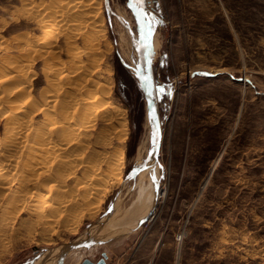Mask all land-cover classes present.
<instances>
[{
	"label": "rangeland",
	"instance_id": "374dc122",
	"mask_svg": "<svg viewBox=\"0 0 264 264\" xmlns=\"http://www.w3.org/2000/svg\"><path fill=\"white\" fill-rule=\"evenodd\" d=\"M57 1L62 0H0V52H6L4 57L0 53V68L3 60L11 61L15 56L13 64L18 62L17 66L25 70L27 66V86L34 101L37 99L34 103L40 101L42 105L39 102L32 109H24L35 108L37 132L46 130L49 124L43 120V109L58 120L60 103L64 106L73 100L72 106L81 94H86L90 86H84L81 78H87V82L91 79L92 84L96 81V85L110 78L106 98L118 103L123 112L121 174L114 182L101 183L102 189L96 195L90 194L91 199L83 200L81 190L72 184L74 176L71 180L63 171L64 180L41 175L40 181H46L44 189L38 181L34 190L27 187L31 193L25 189L23 192L22 187H16L24 174L21 163L26 152L18 153L6 145L0 153L9 159L0 154V161L11 162L4 165L9 170H0L5 171L0 173L1 180L8 179L6 186L0 180L4 185L0 186V264H81L83 258L97 261L102 252L107 254L104 264H264V0H145L143 4L135 0H94L97 3H92L88 18L74 22L67 18V25L61 27L54 23V16L61 14ZM92 10L97 13L95 17ZM90 18L103 26L99 37L92 32L96 24ZM45 25L54 27L57 34L37 51L29 42ZM81 35H93L92 41L88 38L87 42V37ZM17 38H23L21 44ZM46 48L52 50L51 54L44 51ZM118 59L128 71L116 68ZM56 69L57 75L53 72ZM66 74L74 82L66 84ZM48 83L56 85L51 84V88ZM64 90L68 94L62 93ZM43 92L47 99L57 97L59 106L57 101V108L51 107L50 101L44 104L40 95ZM139 114L141 121L136 126ZM2 119L0 138L6 129ZM103 127L100 121L95 129ZM56 137L54 134L50 140L57 141ZM22 139L14 143H23ZM90 149L101 148L90 145ZM139 153L145 168L141 166V174L130 176ZM218 155V162L211 167ZM6 173L8 176H4ZM68 187H75V191L71 189L75 193ZM63 189L66 195L69 191L71 194L66 197ZM17 195L25 197L27 204L12 202ZM73 216L79 218L75 221ZM128 225L133 227L129 229ZM93 231L103 233L99 237L107 239H88ZM65 247L68 252H64Z\"/></svg>",
	"mask_w": 264,
	"mask_h": 264
},
{
	"label": "bare ground",
	"instance_id": "6f19581e",
	"mask_svg": "<svg viewBox=\"0 0 264 264\" xmlns=\"http://www.w3.org/2000/svg\"><path fill=\"white\" fill-rule=\"evenodd\" d=\"M51 1V0H50ZM56 1V0H55ZM61 1V0H60ZM62 1H63V3H62ZM61 2H59V1H57V8L59 7L60 8V10H61V14H58V11H57V14L58 15H55L54 16V23H57V24H59L60 25V27H61V25H67V18H68V20L70 19H73V22L74 21H78V20H82V19H84V18H86L90 13H89V11H90V7H91V5H92V3L93 2H96V1H94V0H62ZM136 1V0H135ZM58 2L59 3H61V4H59L58 5ZM132 2V1H131ZM97 3V2H96ZM133 3V2H132ZM131 3V4H132ZM47 4V3H46ZM94 5V4H93ZM37 6V5H36ZM36 6H33V8L34 7H36ZM38 7V6H37ZM97 7V6H96ZM27 8V7H26ZM28 8H29V6H28ZM28 8H27V10H28ZM51 8V7H50ZM95 8V7H94ZM31 9V8H30ZM27 10H25V11H27ZM34 11H35V9H33ZM47 10V9H46ZM53 10V9H52ZM88 10V11H87ZM29 11V10H28ZM27 11V12H28ZM44 11V10H43ZM49 11V10H48ZM54 11V10H53ZM96 11V10H95ZM30 12V11H29ZM25 13V12H24ZM44 14L46 13V11L45 12H43ZM49 13H50V11H49ZM55 13V12H54ZM60 13V12H59ZM89 13V14H88ZM92 13H94V10H92ZM41 14V13H40ZM47 14V13H46ZM45 14V15H46ZM52 14V13H51ZM51 14H49L48 16H49V19H50V16H52ZM96 14L97 13H94V17L96 16ZM42 15V14H41ZM91 15V14H90ZM89 17V16H88ZM87 17V18H88ZM91 17V16H90ZM97 17H98V15H97ZM97 17H96V19H97ZM51 18H53V17H51ZM92 18V17H91ZM90 18V19H91ZM53 20V19H52ZM70 20H69V22H70ZM87 20V19H86ZM93 19H91V22H93L92 21ZM51 21V20H50ZM88 21V20H87ZM68 22V23H69ZM82 22V21H81ZM95 22H96V20H95ZM50 23V22H49ZM78 23V22H77ZM98 22H96V23H94L93 22V24L95 25L94 27H91V29L93 28V31L92 32H95V35H96V37L98 36H100V35H102V33H103V26L101 25V24H97ZM53 24V23H52ZM47 25V24H46ZM45 25V26H46ZM49 25V24H48ZM71 25V24H70ZM73 26L75 25V24H72ZM71 25V26H72ZM90 25H91V23H90ZM58 26V25H57ZM69 26V25H68ZM71 26H70V28H71ZM72 26V27H73ZM93 26V25H92ZM59 27V28H60ZM63 27H65V26H63ZM90 27H89V32L91 31V29H90ZM66 28H67V26H66ZM61 29V28H60ZM65 29V28H64ZM71 29H73V28H71ZM57 30H59V29H57ZM73 31V30H72ZM92 32H90V33H92ZM61 32H59V34H60ZM70 33H71V31H70ZM69 33V34H70ZM84 33V32H83ZM89 33V34H90ZM56 34H57V31H56V29L54 28V27H51V26H46L44 29H43V31H41V33L40 34H38V36L36 37V39L33 41V42H29L30 44L31 43H33V45H34V47H35V49H37V51L39 50V48H41V47H43V46H41L42 44H44V46H45V44H46V42H48V40L49 39H51V38H54L55 36H56ZM59 34H58V36H59ZM68 34V33H67ZM72 34V33H71ZM82 34V33H81ZM86 34V33H85ZM91 35V34H90ZM90 35H87V36H84V35H81L82 36V38L84 39V37H87V42H88V38H90L89 40H91L92 39V36L91 37H88V36H90ZM95 35H94V37H95ZM74 36V35H73ZM78 36V35H77ZM84 36V37H83ZM19 37H21V36H19ZM18 37V38H19ZM26 37V36H25ZM75 37V36H74ZM102 38H103V36H101ZM100 37V38H101ZM17 38V39H18ZM28 38H30L29 36H28ZM73 38V37H72ZM99 38V39H100ZM101 38V39H102ZM141 38V37H140ZM155 38V37H154ZM16 39V38H15ZM14 39V40H15ZM32 39V38H31ZM99 39H97V40H99ZM100 39V40H101ZM142 39V38H141ZM19 40V43L21 44V41L20 40H23V38L22 39H18ZM24 40H25V38H24ZM53 40H55V39H53ZM96 40V44H98V42L99 41H97ZM132 40V39H131ZM151 40V39H150ZM158 40V39H157ZM27 41V40H26ZM56 41V40H55ZM54 41V42H55ZM67 41V40H66ZM69 41V40H68ZM92 41V40H91ZM93 41H94V38H93ZM138 42H142V40L140 41H138ZM10 43V42H9ZM15 43V42H14ZM16 43H18V42H16ZM23 43V42H22ZM28 43V42H27ZM26 42H25V45L27 44ZM50 43V42H49ZM52 43V42H51ZM67 43V42H66ZM69 43V42H68ZM86 43V42H85ZM90 43V42H89ZM94 43H95V41H94ZM93 43V44H94ZM129 43V42H128ZM148 43V42H147ZM147 43H145V44H147ZM150 43H151V41H150ZM88 44V43H87ZM86 44V45H87ZM96 44H95V46H96ZM141 44V43H140ZM155 44V47H156V43H154ZM9 45V44H8ZM7 45V43H6V45L5 46H7V47H9ZM12 45H13V42H12ZM23 45V44H22ZM52 45V44H51ZM54 45V44H53ZM138 45V44H137ZM153 45V44H152ZM4 46V45H3ZM15 46V48L17 47L16 45H14ZM18 46H20V45H18ZM28 46H30V45H28ZM32 46V45H31ZM60 46V45H59ZM58 46V47H59ZM93 46V45H92ZM92 46H88V47H92ZM7 47H4V48H6V50L8 49ZM12 47V46H11ZM26 47V46H25ZM54 47V46H53ZM56 47V46H55ZM154 47V48H155ZM2 49H3V47H1ZM10 48V47H9ZM12 50H13V48H11ZM57 49V48H56ZM55 49V50H56ZM89 49V48H88ZM95 49V48H94ZM147 49V48H146ZM10 50V49H9ZM85 50V49H84ZM90 50V49H89ZM152 50V49H151ZM154 50V49H153ZM8 51V50H7ZM36 51V52H37ZM44 51L46 52V53H50L51 54V49L49 50L48 48H46V50L44 49ZM88 51V50H87ZM91 51V50H90ZM90 51H88L87 52V54L90 52ZM94 51V50H93ZM92 51V52H93ZM17 52V51H16ZM15 52V53H16ZM18 52H20L19 50H18ZM25 52V51H24ZM27 52V51H26ZM57 52V51H56ZM83 52H85V51H83ZM148 52V51H147ZM152 52V51H151ZM1 55L3 56V55H6V52H5V50L3 49V50H1ZM8 53V52H7ZM55 53V52H54ZM91 53V52H90ZM9 54H10V52H9ZM26 54H28V53H26ZM31 54H32V52H31ZM30 54V55H31ZM34 54V53H33ZM38 54H42V53H37V55ZM44 54V53H43ZM56 54V53H55ZM12 55V54H11ZM14 56H15V54H13ZM16 55H20L21 56V54H16ZM89 55V54H88ZM144 55V54H143ZM152 55V54H151ZM9 56V55H8ZM23 56V55H22ZM21 56V57H22ZM36 56V55H35ZM42 55H40V57H41ZM87 56V55H86ZM4 57V56H3ZM10 57V56H9ZM23 57H25V56H23ZM29 57V56H28ZM38 57V56H37ZM55 57V56H54ZM144 57V56H143ZM2 58V57H1ZM7 58V57H6ZM12 57H10V59H11ZM14 58H16V56L14 57ZM13 58V59H14ZM51 58H52V56H51ZM7 59H9V58H7ZM13 59H11V61H7V62H5L6 61V59L5 60H3V65H1V67H3L1 70H0V119L1 118H3L2 120H3V122H6L5 124H6V127H4V128H6L5 130H3L4 131V133L2 134L3 136L0 138V152L2 151V149L7 145H9V147L10 146H13L14 147V150L15 151H19V152H22V151H25L26 152V158H25V161L23 162V159H22V161L21 162H23L24 164H22L20 161H19V163H21V165L23 166L22 167V171H21V173L23 172L24 174L23 175H21L20 177H23V179L22 178H18V185H17V187H16V185L14 186V187H16V188H21L22 187V189L21 190H23V189H25V190H27V191H29L30 193H31V189H27V187L28 186H30L31 188H32V190H34V188H36L37 186H38V181H40V176L41 175H47V177H53L54 175H55V177H62L63 178V172L65 173V176H68V177H70L71 178V180H72V178H73V176H74V179L72 180V184H73V182L75 183V184H73V186L75 185L76 186V188L77 189H79V190H81L80 192L82 193V194H80V195H82V197H83V195H84V197L82 198L83 200H85V199H87V198H90L89 196H90V194H94L95 193V195H96V193H98V191L99 190H101L102 189V186L100 185L101 183L102 184H104L106 181H108V180H110V182H114V180H116L117 178H119V175L118 174H121V171H120V168H121V165L123 164V159H124V156H123V150H122V148H121V146H120V141L122 140L121 139V131H122V124H124L123 123V121H121V118H122V115H121V112L122 111H120L121 109V107H119L117 104H115L114 103V101H110V100H108V98H106L107 96H108V92H109V79H107V80H103V82H101V83H99L98 85H96L97 83H96V81H95V83L94 84H92L91 83V79L90 80H88V82H87V78L86 79H84L85 77H83V78H81V79H83L84 80V86L87 84V86H88V84H89V86H90V88H88V90H87V92H86V94H79L80 95V98L79 99H77L75 102H73V104H72V106H71V104H70V102L71 101H73V100H71V101H67V103L64 105V106H62V104L60 103V106H59V102H58V98L57 97H55V98H51V97H49L48 96V99H47V97H44V96H42V94L44 95V92L43 93H41L40 95H41V99H42V97H43V103L45 104V102L47 103L48 101H50L51 103H52V106L51 107H58L59 106V111H57L58 110V108H57V110H56V112H59V118H58V120L56 119V118H53V116H50V114H48V110H46L45 111V109H43L42 111L44 112V118L45 119H43L44 121H45V123H49L48 124V126H47V131L45 130H43V131H36V126H35V122H34V113H33V110L35 109V108H33V110H30V109H28V111H26V109H24L25 107H28V108H30L31 107V109H32V105H34V104H37V103H39L40 101H37V103H34L37 99L35 98V101H34V95H31V89H29V87L27 86V84L28 83H26L27 82V72H26V70H27V66L25 67L26 68V70L25 69H22L21 67H20V65L19 66H17V63H14L13 64V62H12V60ZM17 59V58H16ZM18 59L20 60V58L18 57ZM22 59V58H21ZM32 59V58H31ZM1 61V60H0ZM14 61V60H13ZM16 61V60H15ZM24 61V60H23ZM22 61V62H23ZM26 61V60H25ZM31 61V60H30ZM52 61H54V60H52ZM27 62H29V61H27ZM2 63V62H1ZM54 63V62H53ZM62 63V62H61ZM21 64V63H20ZM27 64V63H26ZM28 65V64H27ZM49 65V64H48ZM61 64H59V66H60ZM81 65V64H80ZM138 65V64H137ZM136 65V66H137ZM43 66H45V65H43ZM52 66H53V64H52ZM57 66V65H56ZM55 66V67H56ZM70 66V65H69ZM30 67H31V65H30ZM55 67H54V69H55ZM67 67V66H66ZM72 67V66H71ZM70 67V68H71ZM79 67V66H78ZM77 67V68H78ZM84 67V66H83ZM85 67H87V66H85ZM139 67V66H138ZM8 68H10V69H8ZM57 68V67H56ZM62 68V67H61ZM68 69V70H71V69ZM80 68H81V66H80ZM140 68V67H139ZM43 69V68H42ZM51 69V68H50ZM57 69H59V68H57ZM57 69H56V71H57ZM63 69H65V68H63ZM88 70H89V67L87 68ZM96 69V68H95ZM25 70V71H24ZM44 70H45V68H44ZM78 70H82V69H78ZM91 70V69H90ZM106 70H108V69H106ZM144 70V69H143ZM29 71H30V69H29ZM52 71V70H51ZM51 71H50V73H51ZM55 70H53V72L56 74V73H58V71L56 72ZM63 71V70H62ZM76 71V70H75ZM95 71V70H94ZM45 72H47V71H45ZM51 73L52 75L54 74V73ZM71 72V71H70ZM82 72V71H81ZM106 72H109V71H106ZM111 72V71H110ZM137 72V71H136ZM32 73V72H31ZM31 73H30V75H31ZM49 73V74H50ZM77 72H75V74H76ZM89 73V72H88ZM87 73V75H90V74H88ZM138 73V72H137ZM146 73V72H145ZM54 74V76H56ZM63 73L61 72V74L60 75H62ZM64 74H65V72H64ZM67 74H71V73H67ZM67 74L64 76V78L66 79V84H68V83H70V82H72L73 81V79H72V81L70 80L69 81V78H68V76H67ZM74 74V73H73ZM72 74V75H73ZM92 74H93V72H92ZM111 75V74H110ZM139 74H137V76H138ZM59 76V75H58ZM84 76H86V75H84ZM57 77V76H56ZM88 77V76H87ZM55 78V77H54ZM58 78V77H57ZM60 78V77H59ZM92 78V77H91ZM108 78V77H107ZM63 79V78H62ZM64 79V80H65ZM140 79V78H139ZM51 81L52 80H56V79H53V78H51L50 79ZM50 80H48L49 82H50ZM75 80V79H74ZM82 80V81H83ZM141 80V79H140ZM142 80H143V78H142ZM30 82H32L31 80H29ZM28 81V82H29ZM69 81V82H68ZM144 81V80H143ZM142 81V82H143ZM146 81V80H145ZM148 81V80H147ZM146 81V82H147ZM74 82V81H73ZM56 83H58V82H56ZM77 82L75 81V84H76ZM32 84V83H31ZM46 84H47V82H46ZM49 85L48 86H51V88H53V86L51 85V84H53V83H48ZM55 84V83H54ZM53 84V85H54ZM71 84H74V83H71ZM74 84V85H75ZM56 85V84H55ZM54 85V86H55ZM60 85V84H59ZM73 85V86H74ZM82 85V86H83ZM30 86V85H29ZM61 86V85H60ZM69 86H70V84H69ZM94 87V88H92V87ZM58 87V89H59V86H57ZM75 87V86H74ZM45 87H43V89H44ZM48 88V87H47ZM50 87H49V89H51ZM55 89H56V87H54ZM62 88V87H61ZM76 88H78V87H76ZM42 89V88H41ZM43 89L41 90V91H43ZM61 90V89H60ZM153 90V89H152ZM37 91V90H36ZM45 91V90H44ZM55 91V90H54ZM59 91V90H58ZM39 92V91H38ZM62 92V91H61ZM34 93V92H33ZM46 93H48V92H46ZM53 93V92H52ZM55 93V92H54ZM62 93H66V94H68V92H65V90H64V92H62ZM61 93V94H62ZM60 94V95H61ZM71 93H69V95H70ZM39 95V94H38ZM39 95V96H40ZM49 95V94H48ZM56 95V94H55ZM54 95V96H55ZM73 95V97H75L74 96V94H72ZM10 96H11V98H12V96H16V98L15 99H13V100H11V99H8V97L10 98ZM45 96H46V94H45ZM13 97V98H14ZM62 97H64V96H62ZM57 98V99H56ZM61 98V97H60ZM59 98V99H60ZM65 98V97H64ZM71 98V97H70ZM67 99H69L68 97H67ZM40 100V99H39ZM66 100V99H65ZM153 100V99H152ZM58 102V106H56V104H55V102ZM62 101H63V99H62ZM50 102H48V104L50 103ZM56 102V103H57ZM63 102H65V101H63ZM69 102V103H68ZM41 103V102H40ZM39 103V104H40ZM64 104V103H63ZM68 104V105H67ZM8 105V106H7ZM38 105V104H37ZM37 105H36V107H37ZM41 105H42V103H41ZM40 106V105H39ZM37 107L36 108V110H40L41 109V107ZM45 105H43V107H44ZM7 107V108H6ZM34 107V106H33ZM46 107V106H45ZM50 107V106H49ZM46 108H48V106L46 107ZM51 109V108H50ZM35 110V111H36ZM54 110V109H53ZM41 111V110H40ZM51 111V110H50ZM42 112V113H43ZM52 112V111H51ZM50 113V112H49ZM57 114V113H56ZM122 114H123V112H122ZM43 115V114H42ZM52 117V118H51ZM55 117H57V115H55ZM16 120H15V119ZM49 121V122H48ZM102 122V123H104L105 124V127H103V128H105V129H101V128H99V130H97L96 131V123H98V122ZM37 122V121H36ZM10 125H9V124ZM44 123V122H43ZM44 123V124H45ZM121 123V124H120ZM4 124V123H3ZM4 124V125H5ZM40 126V125H39ZM38 126V127H39ZM153 126V125H152ZM71 129H73V131H71ZM37 130H39V129H37ZM41 130H42V128H41ZM24 131L26 132L25 134H26V137L24 136ZM55 131V132H54ZM54 132V134L56 135L57 134V141H53V140H50L51 139V136L52 135H54V134H52ZM19 138H25V140L24 139H22V141H24L23 143H19V142H15L14 143V141H18L17 139H19ZM114 142H115V144H114ZM14 143V144H13ZM90 145H95V146H97V147H99V148H101V149H99L100 151H98V150H94V149H90ZM3 146V147H2ZM6 146V147H7ZM8 147V148H9ZM7 148V149H8ZM5 150H6V148H5ZM9 150V149H8ZM6 151V152H9L10 150H11V148H10V150L9 151ZM13 150V149H12ZM11 152V151H10ZM14 152V151H13ZM12 152V154H14ZM16 152V153H17ZM18 152V153H19ZM1 154V153H0ZM11 154V153H10ZM21 154V153H20ZM6 155L7 154H3V156H4V158L6 157ZM19 155V154H18ZM1 156H2V154H1ZM3 156H2V158H3ZM14 156H16V155H14ZM24 156V155H23ZM22 156V157H23ZM152 156V155H151ZM8 157V156H7ZM6 157V158H7ZM18 157V156H17ZM20 157V156H19ZM3 158V159H4ZM7 159H9V158H7ZM15 159V158H14ZM1 160V159H0ZM148 160V159H147ZM150 160L152 161V158L150 157ZM150 160H149V164H152L153 165V163L154 162H150ZM218 160H219V155L218 156H216V158H215V160L213 161V163H212V165H211V167H214L215 165H216V163L218 162ZM12 161H13V159H12ZM135 162H134V167H133V169H132V171L130 172V176H133L135 173H140L141 171H140V168H142V167H144V166H142V157L140 156V153L136 156V158H135V160H134ZM5 162V161H4ZM7 162V161H6ZM8 162H11V161H8ZM7 162V163H8ZM13 162H15V161H13ZM6 163V164H7ZM144 163V162H143ZM6 164H4L3 163V161H0V170L1 169H7V170H9V167L8 168H5L4 167V165H6ZM14 164V163H13ZM10 165H11V163H10ZM18 164L16 163V166H17ZM144 165H146L145 163H144ZM8 166H9V163H8ZM12 166H14V165H12ZM142 166V167H141ZM149 167H151V166H149ZM148 167V168H149ZM10 168H11V166H10ZM145 168V167H144ZM143 168V169H144ZM3 169V170H4ZM14 169V168H13ZM16 169V168H15ZM11 170V169H10ZM142 170V169H141ZM148 170V169H147ZM146 170V171H147ZM16 171V170H15ZM14 170H13V172L11 171V173H14L15 172ZM18 171V170H17ZM63 171V172H62ZM78 172V173H76V172ZM145 171V172H146ZM4 173H5V171H3ZM3 172H0V173H2V175L4 174ZM7 173H8V171H7ZM7 173L4 175V176H6L7 175ZM19 173V172H18ZM143 173V172H142ZM9 174V177H10V173H8ZM16 174V173H15ZM79 174V175H78ZM117 175V176H114V175ZM141 174V173H140ZM139 174V175H140ZM19 175H20V173H19ZM19 175H17V176H19ZM51 175V176H50ZM53 175V176H52ZM1 176V175H0ZM3 176V177H4ZM8 176V175H7ZM2 177V176H1ZM1 177H0V180H1ZM11 177H15V175H13V176H11ZM141 177V176H140ZM17 178V177H16ZM67 178V177H66ZM65 178V179H66ZM3 179V178H2ZM5 179L6 180H8L6 177H5ZM12 178H10L9 179V182L11 183V180ZM50 179V178H49ZM49 179H48V181L47 182H49ZM5 180V181H6ZM51 180V179H50ZM53 180V179H52ZM56 180H58V179H56ZM62 180H64V178L62 179ZM4 181V180H3ZM2 180H1V182H3ZM5 181L3 182V184H5V186H6V183H5ZM14 181V180H13ZM42 181V182H41ZM41 181L39 182L40 183V185L42 184V186H43V183H44V185H45V182L46 181H44V179L42 180L41 179ZM59 181V180H58ZM61 181V180H60ZM52 182H54V181H52ZM52 182H50V183H52ZM8 183V182H7ZM62 183V182H61ZM60 183V184H61ZM9 184V183H8ZM14 184V183H13ZM12 184V185H13ZM59 184V185H60ZM11 185V184H10ZM9 185V186H10ZM54 185V184H53ZM63 185H65L64 183H63ZM62 185V186H63ZM0 186H1V183H0ZM8 185H7V187H9ZM46 186V185H45ZM45 186H43V189H44V187ZM57 186H58V184H57ZM72 186V187H73ZM98 186H100V187H98ZM1 187H4V185L3 186H1ZM30 187H28V188H30ZM48 187H50V185H49V183H48ZM96 187L98 188L97 189V191L96 192H94L95 190H96ZM51 188V187H50ZM60 188V187H59ZM59 188H56V189H59ZM62 188V187H61ZM10 189V188H9ZM8 189V190H9ZM55 189V190H56ZM67 188L65 187V190H66ZM68 189H74V191H75V187L74 188H70V187H68ZM77 189H76V191H77ZM4 190V189H3ZM11 190H13L12 188H11ZM14 190H16L15 188H14ZM13 190V191H14ZM39 190H40V187H39ZM54 190V191H55ZM0 191H2L1 189H0ZM5 191V190H4ZM13 191H12V193H13ZM17 191V190H16ZM19 191V190H18ZM37 190H35V192H36ZM57 191H60V189L59 190H57ZM61 191H64V189L63 190H61ZM72 191V192H71ZM71 191H69V193L71 192L72 194L73 193H75L73 190H71ZM11 191H9L8 193H10ZM23 192H24V190H23ZM29 192H27V193H24V194H28ZM46 192H47V188H46ZM65 192V191H64ZM1 193H3V192H1ZM0 193V194H1ZM5 193V192H4ZM16 193V192H15ZM52 193V192H51ZM61 193V192H60ZM63 193V192H62ZM66 193L67 192H65V193H63V194H65V196L67 197V195L69 194H67L66 195ZM70 193V194H71ZM7 194V193H6ZM17 194V193H16ZM21 194V193H20ZM37 194V193H36ZM35 194V195H36ZM57 194V193H56ZM55 194V195H56ZM2 195V194H1ZM14 195L15 194H13V196L12 197H14ZM30 195V194H29ZM42 195V194H41ZM44 195V194H43ZM47 195V194H46ZM48 195H49V193H48ZM54 195V196H55ZM62 195V194H61ZM77 195V194H76ZM75 195V196H76ZM79 195V194H78ZM79 195V196H80ZM25 196V195H24ZM60 195H58V197H59ZM63 196V195H62ZM73 196V195H72ZM71 195H70V198L72 197ZM75 196H73V197H75ZM88 196V197H87ZM11 197V198H12ZM43 197V196H42ZM49 197H51V196H49ZM53 197V196H52ZM52 197H51V199H52ZM78 197V196H77ZM76 197V198H77ZM86 197V198H85ZM92 197H94V196H92ZM149 197V196H148ZM147 197V198H148ZM6 198H8V197H5V199ZM10 198V197H9ZM25 198V197H24ZM24 198L22 197L21 198V196L19 195H17V196H15V198H12L14 201H12L11 199H10V203H12V202H14V203H18V202H21L20 204L22 205L25 201H23L24 200ZM29 198V197H28ZM31 198V197H30ZM55 198H56V196L54 197V200H55ZM69 198V199H70ZM75 198V199H76ZM85 198V199H84ZM151 198V197H150ZM45 199V198H44ZM74 199V198H73ZM78 199H80L79 197H78ZM81 199V200H82ZM91 199V198H90ZM94 199V198H93ZM149 199V198H148ZM62 200H64V199H62ZM82 200V201H83ZM6 201V200H5ZM12 201V202H11ZM58 201V199L55 201V202H57ZM59 201H60V199H59ZM68 200H66L65 202H67ZM73 203H74V201L73 200H71ZM78 201V200H77ZM87 201H90V200H86V202ZM139 201V200H138ZM51 202V201H50ZM70 202V201H69ZM79 202V201H78ZM150 202V201H149ZM10 203H8L9 204V206H10ZM26 203V202H25ZM75 203H77V202H75ZM74 203V204H75ZM139 203V202H138ZM151 203V202H150ZM4 204V203H3ZM20 204H19V206H20ZM27 204V203H26ZM35 204V203H34ZM58 204H60L61 205V202L59 203L58 202ZM7 205V204H6ZM14 204L12 203V206H13ZM24 205V204H23ZM36 205V204H35ZM53 205V204H52ZM62 205H64V203H62ZM68 205V204H67ZM71 204H69V206H70ZM134 205V204H133ZM132 205V206H133ZM8 206V205H7ZM9 206H8V208H9ZM18 206V207H19ZM38 206V205H37ZM131 206V207H132ZM17 207V208H18ZM55 207V206H54ZM63 207H65V205L63 206ZM62 207V208H63ZM12 208V207H11ZM11 208H9V209H11ZM14 208V207H13ZM21 210H20V212H23V209H22V207H19ZM48 208V207H47ZM50 208V207H49ZM58 208H59V206H58ZM69 208V207H68ZM133 208V207H132ZM135 208V207H134ZM133 208V209H134ZM150 208V207H149ZM56 209H57V207H56ZM64 209V208H63ZM63 209L61 210V211H63ZM132 209V210H133ZM5 210H7L6 208H5ZM53 210V209H52ZM129 210H131V209H129ZM128 210V211H129ZM135 211H136V209H134ZM134 210H133V212H134ZM9 211V210H8ZM25 211V210H24ZM57 211V210H56ZM66 211V210H65ZM11 212V211H10ZM18 212H19V210H18ZM50 212H51V210H50ZM49 212V213H50ZM115 212V211H114ZM126 212V211H125ZM52 213V212H51ZM54 213V212H53ZM57 213V212H56ZM59 213V212H58ZM127 213H129V212H127ZM136 213V212H135ZM139 213V212H138ZM5 214V213H4ZM12 215H13V213H11ZM10 214V215H11ZM60 214V213H59ZM112 214H113V212H112ZM11 215V216H12ZM49 215H52V214H49ZM61 215V214H60ZM75 215V214H74ZM77 215H79L78 213H77ZM81 215V214H80ZM107 215V214H106ZM115 215H117V214H115ZM128 215V214H127ZM129 215H132V214H129ZM136 215H137V213H136ZM146 215V214H145ZM148 215V214H147ZM15 216V215H14ZM123 216H125V215H123ZM135 216V215H134ZM4 217V216H3ZM74 217V216H73ZM105 217V216H104ZM110 217H113L114 218V216H110ZM138 218H134L135 220L136 219H139V216H137ZM10 218V217H9ZM12 218V217H11ZM10 218V219H11ZM51 218V217H50ZM49 218V219H50ZM72 218V217H71ZM75 218V221L77 220V218H79L78 216L77 217H74ZM73 218V219H74ZM128 218V217H127ZM4 219H8V218H6V216H5V218ZM58 219V218H57ZM56 219V220H57ZM105 219H106V217H105ZM129 219H131V218H129ZM116 220H119V219H116ZM122 220H124V219H121V221ZM52 221V220H51ZM67 221H69V220H67ZM108 221V220H107ZM112 221V220H111ZM121 221H117V222H119V223H121ZM140 221V220H139ZM9 222V221H8ZM52 222H54V221H52ZM70 222V221H69ZM72 222H74V221H72ZM133 222H135V221H133ZM137 223H138V221H136ZM136 222H135V224H136ZM55 223V222H54ZM102 223V222H101ZM108 223H111V222H108ZM116 222H114V224H115ZM118 223V224H119ZM131 223V222H130ZM98 224V223H97ZM117 224V225H118ZM1 225H4L5 226V224H1ZM71 225V224H70ZM102 225H103V223H102ZM109 225V224H108ZM111 225H113V223L111 224ZM123 225V224H122ZM99 226V225H98ZM97 226V227H98ZM103 228H105L104 226H102ZM107 227V226H106ZM109 227V226H108ZM133 226H131V225H128L127 226V228H132ZM103 228H102V231H103ZM123 227H121V229H122ZM125 228V227H124ZM123 228V229H124ZM126 228V229H127ZM99 229V228H98ZM101 229V228H100ZM114 229H115V227H114ZM129 229H127V231L129 230ZM96 230V229H95ZM120 230V229H119ZM99 231V230H98ZM98 231H93L91 234H90V236L88 237V239H93V241H94V239L95 240H104V239H107V238H100L99 237V235L101 234H103V233H99V235L97 234V232ZM104 231H106V229H104ZM115 230H113V232H114ZM130 231V230H129ZM100 232V231H99ZM107 232V231H106ZM106 232H105V234H106ZM108 232H109V230H108ZM107 232V233H108ZM125 232V231H124ZM110 233H112L111 231H110ZM117 233H119V232H117ZM115 234H116V232H115ZM115 234H112V235H115ZM106 235H108V234H106ZM105 235V236H106ZM81 237V236H80ZM99 237V238H98ZM103 237V236H102ZM107 237V236H106ZM108 237H109V235H108ZM110 237H111V235H110ZM83 238V237H82ZM88 239H85V241L87 240L88 241ZM79 240H82V239H79ZM78 240V241H79ZM90 241V240H89ZM78 243V242H77ZM76 242L74 243V246H75V244H77ZM82 243H83V241H82ZM100 243V242H99ZM72 244V243H71ZM88 244V243H87ZM86 244V245H87ZM80 245V244H79ZM79 245H77V246H79ZM82 245V244H81ZM84 245V244H83ZM77 246H76V248H77ZM72 247V246H71ZM73 248H75V247H73ZM65 251L64 252H68V248H66L65 247ZM84 249V248H83ZM2 250H5V249H2ZM62 252V251H61ZM81 252V251H80ZM48 254V253H47ZM52 254V253H51ZM58 254V253H57ZM57 254L55 255V256H57ZM66 255V254H65ZM84 255V254H83ZM107 255V254H106ZM63 256V255H62ZM71 256V255H70ZM73 256V255H72ZM263 256V255H262ZM58 257H59V255H58ZM57 257V258H58ZM76 257H78V256H76ZM75 257V258H76ZM83 257H85V256H83ZM57 258H56V260H57ZM49 259V258H48ZM55 259V258H54ZM53 259V260H54ZM44 260H45V258H44ZM73 260V259H72ZM76 260H77V258H76ZM105 260H106V258H105ZM81 262V261H80ZM95 262V261H94ZM44 263V262H43ZM43 263H40V264H43ZM38 264V263H37ZM45 264V263H44Z\"/></svg>",
	"mask_w": 264,
	"mask_h": 264
},
{
	"label": "trees",
	"instance_id": "16d2710c",
	"mask_svg": "<svg viewBox=\"0 0 264 264\" xmlns=\"http://www.w3.org/2000/svg\"><path fill=\"white\" fill-rule=\"evenodd\" d=\"M124 1H126V0H124ZM117 62H118V64H117V66H116V68L119 70V69H122V70H125V71H128L127 70V67L118 59L117 60ZM129 78H131L132 80H133V82H135V79H134V77L133 76H129ZM139 106H140V104H139ZM141 107V106H140ZM140 107L138 108V113H140L141 115H142V110H140ZM137 112V111H136ZM140 114H139V119L137 120V122L135 123V125L137 126H139L140 125V121H141V119H140ZM140 130V129H139Z\"/></svg>",
	"mask_w": 264,
	"mask_h": 264
},
{
	"label": "water",
	"instance_id": "95a60500",
	"mask_svg": "<svg viewBox=\"0 0 264 264\" xmlns=\"http://www.w3.org/2000/svg\"><path fill=\"white\" fill-rule=\"evenodd\" d=\"M106 257H107L106 253L102 252V256L97 261L94 262L89 258H83L81 260V264H104Z\"/></svg>",
	"mask_w": 264,
	"mask_h": 264
},
{
	"label": "snow or ice",
	"instance_id": "6c2138e0",
	"mask_svg": "<svg viewBox=\"0 0 264 264\" xmlns=\"http://www.w3.org/2000/svg\"><path fill=\"white\" fill-rule=\"evenodd\" d=\"M145 0H136V3L143 4Z\"/></svg>",
	"mask_w": 264,
	"mask_h": 264
}]
</instances>
